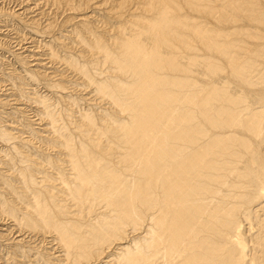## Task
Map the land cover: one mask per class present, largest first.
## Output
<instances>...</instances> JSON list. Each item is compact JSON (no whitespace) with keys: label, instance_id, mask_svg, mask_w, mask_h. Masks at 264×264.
<instances>
[{"label":"bare ground","instance_id":"1","mask_svg":"<svg viewBox=\"0 0 264 264\" xmlns=\"http://www.w3.org/2000/svg\"><path fill=\"white\" fill-rule=\"evenodd\" d=\"M6 1L0 262L264 264V0Z\"/></svg>","mask_w":264,"mask_h":264},{"label":"rangeland","instance_id":"2","mask_svg":"<svg viewBox=\"0 0 264 264\" xmlns=\"http://www.w3.org/2000/svg\"><path fill=\"white\" fill-rule=\"evenodd\" d=\"M2 2H3V1H2ZM2 2H0V3H1V4H0V7L2 6L1 8L4 9L5 11H7V10L9 9L8 11H10V10H13V11H14V10H15L16 12H18V11L21 12V10L24 9V8H23L24 6H23L22 4L20 5L19 2L15 3L16 1H15V2H14V1H13V2H12V1H8V2H7V1L5 0L3 3H2ZM17 9H18V10H17ZM43 10H46V11H45L46 16H41V19H40L41 22H39V23H43V22H44L43 20L48 19V17H50V18L55 17L54 14H53L51 11H48V8H47V9L45 8V9H43ZM19 12H18V13H19ZM47 12H49V13H47ZM33 14L35 15V14H37V12L35 11V12L32 13L31 15H33ZM60 14H62V13H60ZM31 15H30V16H31ZM52 15H53V16H52ZM55 15H56V14H55ZM57 15H58V18L55 17V20L57 19L58 21H56V22H58V24H59V23L62 22V20L64 19L65 14H62V16L59 15V14H57ZM57 15H56V16H57ZM28 17H29V16H28ZM39 17H40V16H38V17L36 16L35 18H39ZM43 17H45V18H43ZM62 17H63V18H62ZM42 19H43V20H42ZM61 19H62V20H61ZM59 21H60V22H59ZM44 23H45V22H44ZM44 23H43V24H44ZM43 24H42V25H43ZM4 29H5V28H2V30H3V31H2V32H3V36H4V34H5V35L7 34L8 37L5 38L6 40L3 41V44L6 42V43L4 44V45H5L4 47L6 48V52H8L9 50H11V51H9L8 53H6L5 51H4V52H1V51H0V58H1V64H2V66H0V69H2V71H4V73H5V72H9V70H11L13 67H14V68H17V65H15V64L13 63L14 61L12 60V57H11L10 54H11L12 52H15V51L18 52V49H20V48H21L20 51H22V48H25V49H26V48H28L29 46L33 45V44H29V40H28V41L25 40V41H21V42H20L19 40H17L16 38H14V35L11 34V33H12L11 31H8V30H7V29H10V28H7V29H5V30H4ZM6 30H7V31H6ZM8 32H10V34H9ZM3 36H2V37H3ZM11 37H13L12 40H10ZM3 38H4V37H3ZM47 39H48V38L45 37V40H43V41H46V42H47V41H48ZM38 40L41 41L42 39L40 38V39H38ZM19 43H21V44H19ZM7 44H9V45H7ZM35 44H36L35 47H39V45H40L39 42H37V43H35ZM38 44H39V45H38ZM6 46H7V47H6ZM31 50H32V49H31ZM35 50H37V48H35ZM9 53H10V54H9ZM2 54H3V55H2ZM27 54H28V53H27ZM3 60H5V61H3ZM12 61H13V62H12ZM1 64H0V65H1ZM12 65H13V66H12ZM7 66H8V67H7ZM11 66H12V68H11ZM15 66H16V67H15ZM1 67H2V68H1ZM3 67H5L6 69L3 68ZM3 69H4V70H3ZM0 71H1V70H0ZM2 85H4V87H2V89H3V93H2V94H5V95H4V96L2 95L1 98H6V97H7L6 99H8V100L13 99V97H11V96L9 97V94H10L9 91H6L7 88H8V87H6V84H5V83H2ZM39 88H41V89H39ZM37 89H38V91H39L40 93H43V92L45 91L42 87H38ZM45 93H46V91L44 92V94H45ZM89 97H90V96H89ZM11 102H12V101H8V103H11ZM8 103H7V104H8ZM13 106H14V108H17L16 105L13 104V102H12L11 104H9V105H5V106L0 107V111L3 110L2 112H0V117H1V115H2L1 119H2L3 121H7V122H6L7 124H9L10 121L8 122V120H10V119L8 118L9 116L7 115L6 112H7V111H8V112H12V109H14ZM7 107H8V108H7ZM9 107H10L11 109H10ZM19 107H20V106H19ZM2 108H3V109H2ZM22 108H24V107H22ZM27 108H28V107H25L26 110L23 111V112H24L23 114H26V117H29V119L31 118L32 120H34L36 117L34 116V111H33L32 107L28 108V110H27ZM32 112H33V113H32ZM5 116H6V117H5ZM7 116H8V117H7ZM24 117H25V116H24ZM6 119H7V120H6ZM24 135H26V134H24ZM6 219H7L6 217H1V218H0V229H6V228L11 224V222L9 221V219H7V220H6ZM2 223H3V225H1ZM14 231H15V230H14ZM16 232H17V231H15V232L13 233V231H12V233H11V231H10V233L13 234V235H11L10 233L7 234V236H8L7 240H8L9 242H10V239H12L11 236H13V238H15V239H13V240L20 239L21 237L24 238L23 240H25V241H24L25 243L27 242L26 244H28V243L31 244V239H32V240H33V243H32L31 245H34V244L36 245V244H37L36 242L39 240V239H38V238H39L38 235H37V237H36V236H32V237H31V235H30L29 233H27V235H26V233L24 234V232H21V234H18L19 232H17V233H16ZM15 233H16V234H15ZM23 234H24V235H23ZM16 235H19V236H18V237H15ZM7 236H6V237H7ZM23 236H24V237H23ZM27 236L30 237V238H28ZM9 237H10V239H9ZM26 237H27V238H26ZM34 237H35V238H34ZM36 238H37V240H34V239H36ZM29 239H30V240H29ZM45 239H46L45 241L50 242L51 237H46ZM49 239H50V240H49ZM26 240H27V241H26ZM41 240H42V239H41V237H40V241H41ZM29 241H30V242H29ZM40 241H38V242H39L38 244H42ZM4 242H5V241H3V243L0 242V244H1V245H0V246H1L0 249L3 247V250H0V255H1V254H2V255H3V254L6 255V253L8 254V252H9V250H8V246H6L7 248L4 247V246H5V243H4ZM6 242H7V241H6ZM9 242H8V243H9ZM11 242H12V240H11ZM8 243H7V244H8ZM45 243H46V242H44L43 244H45ZM2 244H3V245H2ZM7 244H6V245H7ZM49 244H51V242H50V243H46L45 246H46V247H48V246H49V247H52V244H51V245H49ZM47 245H48V246H47ZM5 248L8 250V252H6L7 250H6ZM4 249H5L6 251H4ZM3 257H5V256H3ZM3 257L0 256V261H1V259L3 260V261H1L2 263H3L4 260H5V258H3ZM1 262H0V264H2Z\"/></svg>","mask_w":264,"mask_h":264}]
</instances>
